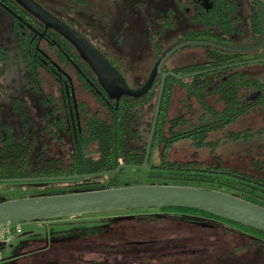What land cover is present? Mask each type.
Instances as JSON below:
<instances>
[{
  "label": "flooded vegetation",
  "instance_id": "af4514ba",
  "mask_svg": "<svg viewBox=\"0 0 264 264\" xmlns=\"http://www.w3.org/2000/svg\"><path fill=\"white\" fill-rule=\"evenodd\" d=\"M31 1L80 36L104 59L110 56L111 61L105 60L119 75L124 76L125 79L120 75L124 82L126 80L128 87L134 88H140L143 85L138 80L140 75L144 76V73L148 72L144 76L142 82L144 83L151 70L149 68L153 66H151L150 57L158 56V49L164 48L166 42H172L167 48L182 40H207L228 47L251 46L257 42L260 32L259 10L256 4L260 5L264 16V0ZM245 5H248V9L247 14L244 15ZM243 38H245L244 42ZM123 40L136 41L137 45L118 53L116 46ZM238 41H241L240 45L237 44ZM208 49L212 47L203 48L201 56L207 55ZM213 49L221 53L220 66L203 69L193 74L206 72L217 74V82L225 83L228 87L247 89L244 102L253 101L264 95V92L256 91V89L264 90V44L259 50L248 53H232ZM203 57L202 60L195 62L203 61ZM250 65L259 66V70L250 72L247 69ZM68 69L78 74L87 72L97 84L88 83V86H91L95 93L100 89L95 75L71 44L52 29L45 28L42 22L32 16L16 0H0V80L2 84H9L10 88L13 85H24L20 93L28 90L30 94H34L38 92L33 89L34 85H39L38 76L44 73L53 80L60 92L61 89L64 91L67 103L71 97L72 106L77 109L84 100L70 96V91L74 89L71 82L67 85L66 71ZM17 72L21 75L19 81L16 78H10ZM127 76L133 78L132 83ZM2 84L0 86H3ZM29 85H31L30 88ZM9 87H5L4 91L2 87L3 93ZM82 94L84 95L80 93ZM7 99L8 101L4 104L8 105L9 109L0 115L2 123L10 121L12 129L18 127L21 133L24 130L30 133L35 121L31 116V105L28 100L23 96L21 99L19 97ZM86 105L88 108V104ZM149 158L150 156L148 160ZM256 191H259L258 187ZM157 210L159 213H144L128 220L156 217L160 221H180L189 226L181 225L177 228L178 230L174 231V238L155 237L143 241L128 239L123 243L129 247L126 250H113L110 254H95L86 258L75 256L78 263L195 264L201 261V264H220L215 261L221 258L223 252L238 247L236 241L227 239L228 236L232 239L236 237L244 239L249 244L264 247L263 243L246 236V233L256 235L243 229L246 227L226 223L222 225V222H220L222 224H212L210 222L218 220L185 212ZM184 216L191 218L190 220L193 219V222ZM206 220L209 221L208 225L201 224ZM182 227L185 228L181 229ZM161 233L164 231L162 230ZM56 244L59 242L53 243L50 247L46 245L41 249L28 252L29 257L25 259H29L30 264H53L52 261H56L59 257H31V255L41 251L50 253ZM211 253L214 254V261L210 262ZM60 259L63 260V258Z\"/></svg>",
  "mask_w": 264,
  "mask_h": 264
},
{
  "label": "trees",
  "instance_id": "16d2710c",
  "mask_svg": "<svg viewBox=\"0 0 264 264\" xmlns=\"http://www.w3.org/2000/svg\"><path fill=\"white\" fill-rule=\"evenodd\" d=\"M171 43L166 42L164 48L158 49V56L150 57L151 66ZM208 50L201 62L181 67H167L165 61L160 68L161 73L171 72L174 76H169L164 81L149 156L154 155L156 149L160 151L157 152L158 156L155 154L158 158L156 164H151L150 158L148 160L146 168L149 171L148 178L156 179L153 185L198 188L195 187L196 183H213L234 191V196L243 201L264 208V177L261 175L249 176L246 173L227 172L220 167L203 168L196 162H168L165 157V149L176 142L190 140L194 148H203L208 144L211 133L221 132L226 125L251 111L264 110V95L253 101L244 102L247 89L228 87L225 83L217 82V74L208 72L193 74L220 66L221 53L213 48ZM120 75L124 78L122 74ZM66 76L67 85L71 82L74 89L70 91V96L76 99L80 93H84L93 103V110L87 108L85 101H82L77 109L73 108L71 97L67 103L65 93L61 89L63 94L61 103L43 114L30 133L24 130L20 135L13 136L8 128L3 129V133L0 134V181L30 179L29 182H32L34 179L59 177L73 180L72 183L75 184L67 190L40 184L39 191L18 199L138 185L137 182L125 185L119 179L125 169H120L118 173L114 170L119 165L127 167L142 165L159 78H155L150 90L139 99L122 96L118 100H110L101 87L96 93L92 91L93 88L88 86V83L97 84L87 72L78 74L68 69ZM127 77L132 83L133 78ZM138 80L142 85L144 76L140 75ZM129 88L137 90L139 87ZM256 91L264 92L261 89ZM232 135L228 134L230 139ZM100 176H106L107 180L103 183L92 180ZM257 187L259 191H256ZM10 200L13 199H4L0 203ZM161 210L185 212L234 225L193 210ZM131 221L150 224L165 222L157 220L156 217ZM243 229L264 237V233ZM80 236L89 235L84 233ZM96 236V233H92L89 238H82L78 242L67 241L74 243V248L66 249L63 257H80L83 253L88 256L95 255L88 250L92 248L91 243L97 240ZM83 240H86L84 245L80 243ZM47 256L55 254L41 251L31 255Z\"/></svg>",
  "mask_w": 264,
  "mask_h": 264
},
{
  "label": "rangeland",
  "instance_id": "374dc122",
  "mask_svg": "<svg viewBox=\"0 0 264 264\" xmlns=\"http://www.w3.org/2000/svg\"><path fill=\"white\" fill-rule=\"evenodd\" d=\"M247 9L248 5H245L243 9L244 15L247 14ZM244 41L245 38H243V42ZM237 44L240 45L241 41H238ZM134 45H137L136 41L123 40L118 42L116 50L118 53H122L129 49V47H134ZM202 49L201 46H187L184 49L177 50L173 55L167 58L165 62L166 66L181 67L187 64L197 63L195 61L202 60ZM105 59L111 61L110 56H106ZM132 64L134 63L132 62ZM149 69H151V67ZM247 69L251 72L256 69L259 70V66L250 65ZM147 73L148 72H145L144 76H146ZM10 78H16L17 81H19L21 80V75L17 72V74L10 76ZM1 81L2 80H0V85L2 84ZM38 84L39 85H34L33 87L34 90L38 91L36 92L37 94H30L28 90L20 93L24 85H13L11 89L8 86L9 84L3 83V86H0V115L4 114L3 112L9 109V106L4 104L5 101H8L7 98L19 97L21 99L23 96L31 105L30 113L35 121V124L31 125L36 126V121H38L43 114L49 112L53 106H58L63 99L59 88L56 87L53 80L47 74L40 73L38 76ZM30 86L31 85L28 87L30 88ZM2 87L3 91L5 87H9V89L3 93ZM77 98L79 100H84L88 104V109L90 111L93 110V103L87 95H79ZM2 122L3 120H0V134L3 133V129L5 128H8L10 134L13 136L21 134L18 127L11 128L10 121H5V123ZM229 133L233 134L231 139L228 136ZM159 151V149L154 150V155L150 157L151 164L154 165L158 162L157 156ZM155 154L157 156H155ZM165 157L168 162H196L203 168L220 167L221 170L227 172L246 173L249 176L261 175L264 177V110L251 111L249 114L243 115L226 125L221 132L211 133L210 137H208V144L203 148H194L190 140L176 142L165 149ZM148 172L147 169H125L124 174L120 176L119 179L125 185L126 183L133 182H137V186L153 185L156 179H149ZM92 180L103 183L107 178L106 176H100ZM72 182L74 181L70 179H60L53 180V182L32 181L25 183H0V201L31 196L39 191L40 188L38 186L40 184H49L52 188L67 190L74 186L73 184L75 183ZM195 187L218 191L231 196L235 194L234 191L213 183H196ZM144 213H159V211L157 209L111 211L63 217L54 221L17 223L20 233L11 236L5 245H0V264H28L30 263L28 261L29 259H25L29 257V255H27L28 252L41 249L46 245L50 247L53 243L58 242L59 244L51 250L50 254H55V256L59 258L56 259V261H52V263L80 264L78 263L77 257H63L66 249L71 250L74 248V243H67V241L78 242L82 240V238H89L92 236V233H96L97 240L91 243L92 248L89 244L90 248L88 251L92 252V254H110L113 250L129 249V247L123 245L128 239L130 241L139 239L143 241L155 237L162 239H168V237L174 238V231L178 230L177 228L181 225H185V227L189 226L188 224H179L180 221H165L160 224H150L146 222L134 223L128 220L137 218L138 215ZM184 218L189 219L186 216H184ZM190 219L189 221L193 222V219ZM116 221L119 223H116ZM210 223L222 224L218 221H212ZM201 224L208 225L209 221H203ZM222 225H224V223ZM105 230L106 232H104ZM162 230L164 233H161ZM192 230L195 229L192 228ZM84 233L89 236H80ZM246 236L264 244V238L262 237H258L251 233H246ZM102 237L104 239H101ZM227 239L233 242L236 241L238 247L226 250L222 253L221 258L217 259L215 262L220 264H264V247L249 244L248 241L237 237L236 239H232L228 236ZM85 242L86 240H83L80 243L84 245ZM105 242L107 243L105 244ZM111 242H115L116 244H108ZM76 247L79 248L77 245ZM80 257L86 258L90 256L83 253ZM213 257L214 254L211 253L209 257L211 259L209 260L210 262L214 261ZM60 258H63V260ZM195 264H201V261H197Z\"/></svg>",
  "mask_w": 264,
  "mask_h": 264
},
{
  "label": "water",
  "instance_id": "95a60500",
  "mask_svg": "<svg viewBox=\"0 0 264 264\" xmlns=\"http://www.w3.org/2000/svg\"><path fill=\"white\" fill-rule=\"evenodd\" d=\"M16 1L32 16L42 22L45 28L52 29L75 48L80 58L87 63L95 75L98 84L109 98L118 100L120 97L125 96L139 99L150 90L155 78H159L142 165L139 167L119 165L114 170L115 173H118L120 169L145 170L148 166V157L164 81L167 77L174 76L171 72H160L162 64L168 57L173 55L178 49L187 46L212 47L232 53H248L259 50L264 44L263 10L259 4H256L260 17V32L256 43L247 47H228L207 40H182L176 42L158 57L143 85L137 90H131L118 72L80 36L49 16L31 0ZM176 78L179 79V77ZM60 179L63 178L34 179V181ZM29 181L31 180H1L0 183H25ZM150 209L193 210L264 233V208L218 191L171 185L123 186L121 188L58 196L13 199L0 203V224L35 222L101 212Z\"/></svg>",
  "mask_w": 264,
  "mask_h": 264
},
{
  "label": "built area",
  "instance_id": "2783aa9c",
  "mask_svg": "<svg viewBox=\"0 0 264 264\" xmlns=\"http://www.w3.org/2000/svg\"><path fill=\"white\" fill-rule=\"evenodd\" d=\"M20 233L17 223L0 224V245H5L11 236Z\"/></svg>",
  "mask_w": 264,
  "mask_h": 264
}]
</instances>
